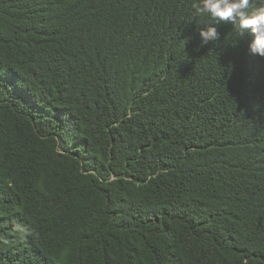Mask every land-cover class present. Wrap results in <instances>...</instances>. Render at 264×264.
<instances>
[{
  "label": "trees",
  "instance_id": "obj_1",
  "mask_svg": "<svg viewBox=\"0 0 264 264\" xmlns=\"http://www.w3.org/2000/svg\"><path fill=\"white\" fill-rule=\"evenodd\" d=\"M197 3L0 0V264H264V59Z\"/></svg>",
  "mask_w": 264,
  "mask_h": 264
},
{
  "label": "clouds",
  "instance_id": "obj_2",
  "mask_svg": "<svg viewBox=\"0 0 264 264\" xmlns=\"http://www.w3.org/2000/svg\"><path fill=\"white\" fill-rule=\"evenodd\" d=\"M196 12L212 20L238 22L241 36L251 37L248 50L251 55L264 59V0H199ZM215 26L200 32L201 45L219 39Z\"/></svg>",
  "mask_w": 264,
  "mask_h": 264
}]
</instances>
